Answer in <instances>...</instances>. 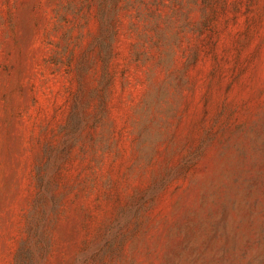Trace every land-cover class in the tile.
<instances>
[{
  "label": "rangeland",
  "instance_id": "374dc122",
  "mask_svg": "<svg viewBox=\"0 0 264 264\" xmlns=\"http://www.w3.org/2000/svg\"><path fill=\"white\" fill-rule=\"evenodd\" d=\"M0 264H264V0H0Z\"/></svg>",
  "mask_w": 264,
  "mask_h": 264
}]
</instances>
